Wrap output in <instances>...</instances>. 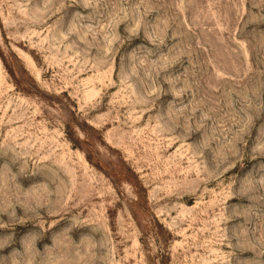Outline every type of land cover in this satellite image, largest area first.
<instances>
[{"label":"rangeland","instance_id":"rangeland-1","mask_svg":"<svg viewBox=\"0 0 264 264\" xmlns=\"http://www.w3.org/2000/svg\"><path fill=\"white\" fill-rule=\"evenodd\" d=\"M0 264H264V0H0Z\"/></svg>","mask_w":264,"mask_h":264}]
</instances>
